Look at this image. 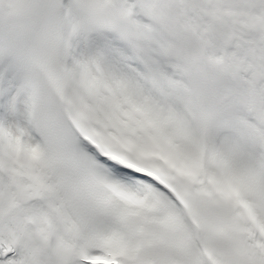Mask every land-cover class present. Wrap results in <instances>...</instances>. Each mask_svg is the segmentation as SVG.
<instances>
[{
    "label": "snow or ice",
    "instance_id": "6c2138e0",
    "mask_svg": "<svg viewBox=\"0 0 264 264\" xmlns=\"http://www.w3.org/2000/svg\"><path fill=\"white\" fill-rule=\"evenodd\" d=\"M0 264H264V0H0Z\"/></svg>",
    "mask_w": 264,
    "mask_h": 264
}]
</instances>
